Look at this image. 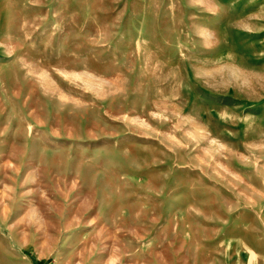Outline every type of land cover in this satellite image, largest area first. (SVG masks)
Segmentation results:
<instances>
[{
	"label": "rangeland",
	"instance_id": "374dc122",
	"mask_svg": "<svg viewBox=\"0 0 264 264\" xmlns=\"http://www.w3.org/2000/svg\"><path fill=\"white\" fill-rule=\"evenodd\" d=\"M0 264H264V0H0Z\"/></svg>",
	"mask_w": 264,
	"mask_h": 264
}]
</instances>
